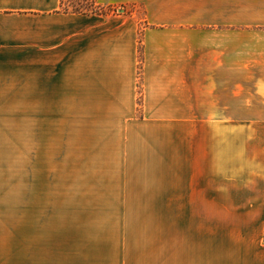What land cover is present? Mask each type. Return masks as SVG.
I'll use <instances>...</instances> for the list:
<instances>
[{
	"label": "crops",
	"instance_id": "1",
	"mask_svg": "<svg viewBox=\"0 0 264 264\" xmlns=\"http://www.w3.org/2000/svg\"><path fill=\"white\" fill-rule=\"evenodd\" d=\"M96 2L134 10L0 0V264H264L263 243L215 225L229 208L101 201L70 185L88 115L192 131L232 113L254 67L264 82L262 53L248 62L247 0Z\"/></svg>",
	"mask_w": 264,
	"mask_h": 264
},
{
	"label": "rangeland",
	"instance_id": "2",
	"mask_svg": "<svg viewBox=\"0 0 264 264\" xmlns=\"http://www.w3.org/2000/svg\"><path fill=\"white\" fill-rule=\"evenodd\" d=\"M247 6L250 62V54L264 58V0ZM250 75L245 91L232 90L231 114L200 115L192 131L149 130L140 113L125 123L88 115L86 163L71 169L70 185L106 193L89 196L101 201L221 205L231 217L216 226L227 224L233 240L264 244V82L257 67Z\"/></svg>",
	"mask_w": 264,
	"mask_h": 264
},
{
	"label": "trees",
	"instance_id": "3",
	"mask_svg": "<svg viewBox=\"0 0 264 264\" xmlns=\"http://www.w3.org/2000/svg\"><path fill=\"white\" fill-rule=\"evenodd\" d=\"M69 6L66 7L64 0H60V10L63 12L103 14L111 9L100 6L96 0H70Z\"/></svg>",
	"mask_w": 264,
	"mask_h": 264
}]
</instances>
